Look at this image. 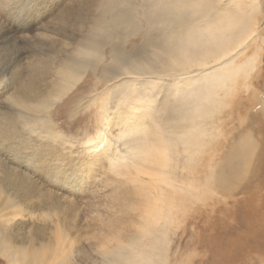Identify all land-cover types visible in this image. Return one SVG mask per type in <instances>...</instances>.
<instances>
[{
    "label": "bare ground",
    "instance_id": "bare-ground-1",
    "mask_svg": "<svg viewBox=\"0 0 264 264\" xmlns=\"http://www.w3.org/2000/svg\"><path fill=\"white\" fill-rule=\"evenodd\" d=\"M143 1L0 0V253L11 264H76L75 252L72 257L73 251L66 248H56L53 256L42 250L53 228L43 218L46 213L64 214L69 210L66 206L70 197L80 193L78 187L84 181L81 166H74L62 152L61 146H67V141L55 133L52 117L62 109L65 113L69 110L57 105L76 89L87 70L95 72L109 56L101 76L107 82L126 79L108 88L110 97L101 103L99 113L105 128L85 143L94 157L89 152L82 158L90 166L104 165L112 171L134 168L137 176L120 181L124 185L120 188L137 184L151 190L149 183L162 182L170 188L175 186L172 169L176 166L171 167L167 151L181 145L185 152H191L198 144L193 142L195 138L199 141L204 135L205 123L200 124L205 122L204 117L210 114L211 118L220 109L224 96L220 97L218 90L224 89L225 96L231 94L238 71L244 67L235 63L238 54H232L238 47L245 46L246 50L257 15L248 19L236 1L230 3L235 13L225 7L218 10L216 0ZM250 3L251 10L259 8L255 0ZM138 16L148 29L142 31ZM129 36H139L140 42L127 49ZM199 71L203 75H196ZM190 73L196 74L190 77ZM165 78H173L174 82L162 83ZM195 82H204L203 88L193 85ZM164 85L166 95L158 101ZM122 87L127 89L123 88L125 95L121 97L115 91H122ZM155 88L153 96L150 90ZM174 98L181 99L175 102ZM79 103L80 107H88L92 99L82 96ZM59 138L63 140L60 145ZM100 149L104 150L99 153ZM82 159L74 161L82 163ZM110 195L114 198L113 190ZM154 203H149L150 214H158L159 207L163 209V204ZM136 238L131 237L135 245ZM79 246L76 252L80 255L84 244ZM103 252L106 259H117L121 264L144 261L134 250L124 260L127 250L122 243Z\"/></svg>",
    "mask_w": 264,
    "mask_h": 264
},
{
    "label": "rangeland",
    "instance_id": "rangeland-1",
    "mask_svg": "<svg viewBox=\"0 0 264 264\" xmlns=\"http://www.w3.org/2000/svg\"><path fill=\"white\" fill-rule=\"evenodd\" d=\"M216 1L218 10L225 7L232 10V13L237 10L234 6L232 9L231 5L241 4L242 12L247 14L248 19L251 20L257 15V23L252 37L245 43L246 50L245 46L238 47L232 54H238L235 63L244 67L238 71L236 76L238 79L232 84V92L229 91L231 94L225 96L224 89L218 90L220 97L222 95L224 98L221 100L220 109L211 118L210 114L204 117L205 122L200 123H205L202 124L203 137H199V141L195 138L193 142L198 144L192 146L194 148L190 150L191 152H185L181 145L167 151L171 167H177L172 169L175 186L170 188L162 182L154 185L149 183L151 190H148L146 185L135 186L137 184H126L125 188H120L119 186H124L121 182L137 176L134 168L119 167L118 171H112L104 165L90 166L91 163L83 162L82 158L89 156V152L93 153L85 146L86 141L96 136L101 128H105L100 122L102 118L100 107L101 103L110 97L111 93H107L108 88L126 80L119 77L107 82L101 76L102 67L110 62L109 56H106L95 72L87 70L76 89L57 105L69 107V110L65 113L62 109L60 113L53 114L54 131L67 141V146H61L67 159L69 158L70 162L77 157L82 159V163L81 161L71 163H74V166L76 163L81 166L84 181L78 187L80 193L70 197V204L66 206L69 210L64 214L54 211L44 215L45 223L48 226L51 223L49 228H52V225L55 228H52V236L46 240L42 249L47 252V256L52 255L56 248H66L73 251L72 257L75 252L74 259L79 262L76 261V264H121L117 259V262L112 258L106 259L103 250L115 248L117 244L122 243L127 250L123 259L125 260L126 255L134 250L135 255L144 258L143 264H264V0H255L257 7L261 9L253 10L249 8L251 0ZM140 2L144 1L137 0L136 4H141ZM139 19L144 28L142 31L148 29L141 18ZM127 38L125 44L127 49H130L132 44L140 42L139 36ZM239 49L243 53H239ZM107 51L108 49L105 55H108ZM253 58L256 61H253ZM199 72L189 75L190 77L195 74L203 75L201 71ZM163 82L172 84L174 79L165 78ZM195 83L193 85L203 88L204 82ZM161 85L158 84L162 87ZM165 86L164 91L158 95V101H162L166 95ZM123 88L127 89L122 87V91ZM122 91L115 92L122 97L125 95ZM150 91L154 96L157 88ZM199 91L201 90L198 89L197 92ZM139 92L145 93V90ZM82 96L92 99V104L80 107L79 100ZM180 99L174 98V101ZM115 103L116 101L113 104ZM74 108H77L76 113L69 116ZM110 137L112 134H109V139ZM62 141L59 138L58 144L60 145ZM103 150L100 149L98 152ZM92 156L94 157V153ZM122 172L126 175L120 176ZM140 177L144 180L145 175L141 173ZM130 185L135 186L131 191ZM112 190L114 198L110 195ZM123 194L127 199L122 197ZM155 201L157 205L163 204V209L159 207L158 214H150L147 211L149 203L154 205ZM23 210L26 213V207H23ZM50 215L53 221L48 218ZM57 222H61V226ZM131 237H137V245L133 244ZM79 244H84V252L80 255L76 252ZM135 255H132L134 261ZM147 255L148 257L151 255V260ZM0 264H11L3 253H0Z\"/></svg>",
    "mask_w": 264,
    "mask_h": 264
}]
</instances>
